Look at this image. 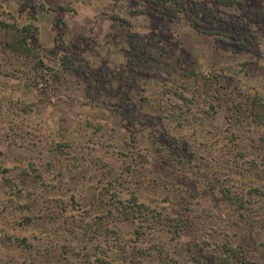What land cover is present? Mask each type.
<instances>
[{"label": "rangeland", "instance_id": "374dc122", "mask_svg": "<svg viewBox=\"0 0 264 264\" xmlns=\"http://www.w3.org/2000/svg\"><path fill=\"white\" fill-rule=\"evenodd\" d=\"M263 114L264 0H0V264H264Z\"/></svg>", "mask_w": 264, "mask_h": 264}, {"label": "trees", "instance_id": "16d2710c", "mask_svg": "<svg viewBox=\"0 0 264 264\" xmlns=\"http://www.w3.org/2000/svg\"><path fill=\"white\" fill-rule=\"evenodd\" d=\"M227 1V0H226ZM25 39V38H24ZM20 43L22 44V46H23V39H22V41H20ZM21 46V48H19V49H21L22 51V53H23V47ZM259 114V113H258ZM260 117V119H263V121H264V114L262 115V116H258V118ZM133 200L134 201H136V199L135 198H133ZM127 202H129V201H127ZM133 205V206H132ZM131 206H125L127 209H122V212L126 215V217H128L129 216V214H131L129 217V219L132 221L133 220V218H132V215L133 214H135L136 215V213H139V214H141V212H143V210H144V208H146V206L143 204V203H141V202H133V204H132ZM100 264H106V262H104V260H102L101 261V263Z\"/></svg>", "mask_w": 264, "mask_h": 264}]
</instances>
